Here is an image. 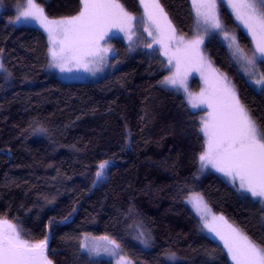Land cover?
I'll return each instance as SVG.
<instances>
[{"label":"trees","instance_id":"16d2710c","mask_svg":"<svg viewBox=\"0 0 264 264\" xmlns=\"http://www.w3.org/2000/svg\"><path fill=\"white\" fill-rule=\"evenodd\" d=\"M21 1L2 0L0 13V220L15 225L30 244L48 241L52 264H114L82 251L86 233L117 240L132 264H233L186 203L197 192L264 247V205L219 172L205 171V110L162 83L168 69L161 55L114 37L112 66L103 77L64 81L47 68L46 33L14 23ZM120 1L141 11L140 0ZM159 1L175 31L190 36L191 0ZM38 2L51 18L82 9L81 0ZM221 22L248 54L255 51L251 35L224 4ZM206 53L264 131V86L257 90L240 72L219 32L208 38ZM260 66L264 72V62ZM141 225L148 248L136 238Z\"/></svg>","mask_w":264,"mask_h":264},{"label":"snow or ice","instance_id":"6c2138e0","mask_svg":"<svg viewBox=\"0 0 264 264\" xmlns=\"http://www.w3.org/2000/svg\"><path fill=\"white\" fill-rule=\"evenodd\" d=\"M229 2L236 18L252 35L255 51L251 56L239 45L235 36L224 30L217 12L216 0H193V7L196 10L198 24L206 26L205 32L209 28L220 30L225 39L230 41L232 55L245 65V72H250L255 69L257 55L264 62V0ZM81 3L82 10L77 16L50 20L35 0H27L26 6L16 17L17 20L21 17L36 20L45 28L53 43L50 49L53 65L61 71H65L66 65L70 64L91 71L89 64L102 61L104 58L102 53L109 51L108 48H101L100 41L113 27L126 32L129 39L132 36L135 17L127 12L118 0H81ZM140 3L144 5L148 20L155 28L156 35L153 36V41L161 45L164 55L168 56L169 64H172L174 59L176 61L175 71L162 81L163 84L182 87L187 92L186 78L191 68L199 71L201 75H204L206 70L212 74L211 84L208 78H205V83L209 84L208 88L196 96L188 93L193 108L204 106L209 109L200 129L207 137L206 150L200 156L202 166L211 165L229 177L233 184L238 182L240 190L250 193L264 204V131L257 127L227 78L211 69L203 57L200 51L203 38L199 34L190 41H185L182 36L177 37L158 0H151V3L140 0ZM149 35H152L151 31ZM2 68L3 65H0V69ZM67 70L72 69L68 67ZM255 84L264 86V72L259 73ZM107 164L105 161L99 165L97 177L103 175ZM189 202L205 219V227L223 241L235 264H264V247L258 246L231 225H227V231L214 227L213 224L217 220L224 221L223 217L212 216L211 222L208 221L211 213L202 195L193 194L189 197ZM109 243L113 249L119 248L114 240ZM46 250V240L30 244L20 239L15 225L6 220L0 222V264H52ZM175 259L174 254L168 256L171 262Z\"/></svg>","mask_w":264,"mask_h":264},{"label":"rangeland","instance_id":"374dc122","mask_svg":"<svg viewBox=\"0 0 264 264\" xmlns=\"http://www.w3.org/2000/svg\"><path fill=\"white\" fill-rule=\"evenodd\" d=\"M35 2L38 3L41 8H43L44 14L50 20H61V19L71 18V17L77 16L80 13L79 12L78 14L73 15V16H62V17L51 18V17H49L46 14V11H45V8L43 7V5H41L38 2V0H35ZM118 2L124 6V8H125V10L127 12H129L132 16L135 17V20L133 21L131 39H129V36L126 34V32L121 31V30H119L116 27L111 28V30L107 33L105 38L100 41L101 48H108L109 51L106 52V53H102V55L104 57L102 61H97L96 63H90L89 64V68L92 69L91 71H87L83 67H78L75 64L66 65V70L65 71H61L60 68L55 67L53 65V60H52L51 53H50V49L53 47V43H52V40L49 38V33L45 30V28L42 27L38 21L33 20V19H24L23 17H21L20 20L16 19L17 15L19 14V11L22 10V8L26 6L27 0H22L20 2V4L17 6V8L15 9V16H13V21L17 25H27V26L38 27V28H40L41 30H43L46 33L47 38H48V43H49V63L47 65L48 66L47 68H48L49 71L55 72L57 74V76L60 79L64 80V81H69V82L70 81L71 82L72 81H91V80H97V79L103 77L110 70V68L112 66V57H113V54H114V47H113L112 43L110 42V39H112L114 37L122 38V39H124L126 41H129L131 46H133L134 48H136L137 45H141L144 48L148 47L149 49H152V50L156 51V53L161 55V57L164 59V63L166 65L167 69H168V73H167L166 77L170 76L172 74V72L175 71L174 65H175L176 61L174 59L172 61V64H169L168 63V56L164 55V52H163V50L161 48V45L158 44V43H155L153 41V36L156 35V31H155V28L150 24V22L148 20V15H147V12L145 11L144 5L141 4L142 8H141L140 12H135V11L131 10L130 8H128L125 5V3L121 2L120 0H118ZM147 2L151 3V0H147ZM158 3L160 4V6L162 8V5H161L159 0H158ZM191 3H192V7H193V0H191ZM216 4H217V12L219 14L220 20H221V5L224 4L232 12L233 16L238 21V23L249 33L248 29L241 23L240 20H238L236 18V14H235L234 10L232 9V7L230 6L229 0H216ZM3 7L4 6H3V3H2V0H0V13L3 11ZM193 9H194V14H195V23H194V29H193L192 34L190 36H182V35H180L179 33H177L175 31V35L177 37H181L182 36L185 41H190V40L195 39L197 37V35L199 34L203 38V43L200 46V51H201L203 57L208 62V64L210 65L211 69H215L217 71L215 66L207 59L206 42H207L208 38H210V36L214 32H217V33L219 32V37H220L221 41L227 47L232 60L237 65V67L239 68L240 72L246 77V79L252 84L253 87H255L257 90L262 89L263 86L255 84V80L259 78V73L262 72L261 71V66H260L261 59L259 58V56L257 55V63L255 65V69L250 71V72H245V70H244L245 65L242 64L236 57H234L232 55L233 49L229 47L230 41L225 39L223 33L220 30H215V29H210L209 28L208 31L205 32V27L206 26H204L202 24H198V18L196 16V10H195L194 7H193ZM149 11H154V10L153 9H149ZM164 13L166 14L165 11H164ZM166 16H167V20L170 21V19H169L167 14H166ZM171 25H172V23H171ZM149 31L152 32V35H149ZM227 32L230 35L235 36L236 41L240 45V42H239L237 34L233 33V32H229V31H227ZM251 37H252V35H251ZM148 45H151V46L149 47ZM172 51L174 52L175 49L173 48ZM248 55L251 56L252 54L250 53ZM0 65H4L3 64V56H2L1 53H0ZM68 67H70L72 70L68 71L67 70ZM249 67L251 68V66H249ZM3 68H4V66H3ZM2 69H0V70H2ZM218 73L219 72L217 71V74ZM206 77L209 80V84H211L212 83V74H211L210 71L206 70L205 74L201 75V73L199 71H196L194 68H191L189 70L187 78H186L187 92L182 87H176V88L179 89L180 91H182L186 95L187 99L189 100L188 93H191L193 96H196L199 93H201L202 91H204L206 88L209 87V84L205 83V78ZM195 78L198 79V83H199V89L198 90H193V82H194ZM229 82H230V86L234 88L233 83L231 81H229ZM234 90H235V88H234ZM235 92H236V90H235ZM200 108L205 110V119H206L209 109H207L204 106H201ZM195 109H197V108H195ZM203 168L205 169V171L212 170V171L218 172L211 165H208L207 167H203ZM219 173L222 174L225 178H227L228 180L231 181V179L229 177L225 176L221 172H219ZM236 186L238 187V182L236 183ZM240 191H242L243 193L248 194L249 196H251L250 193H247V192H245L243 190H240ZM193 194H200V193H197V192L190 193L187 196V198H186V203L193 210V212L195 213V215L199 219V225H200L201 231L203 233H205L206 235H208V236H210V237H212L214 239H217V240H219L220 242L223 243V241H221L219 239V237H217L215 235V233L209 231V229L207 227H205V219L201 217V215L193 207L192 203L189 202V197H191ZM252 198H254V197H252ZM254 199L259 200L258 198H254ZM204 202L207 204L208 208L210 209V213L211 214L208 216V221L209 222H211L212 216L223 217L224 218V221L217 220L216 222H214V224H213L214 227L218 228L221 231H227V225H231L232 227L237 228L238 230L243 232L242 229L239 226L235 225L230 220H228V218L224 214L215 211L207 203L205 198H204ZM225 221H226V223H225ZM140 228L142 230L138 229V231L139 232L142 231V232H141L140 236L137 235L136 238L142 243V245L144 247L148 248L150 246V242H148L149 241L148 231L146 232L145 229L142 227V225L140 226ZM245 235H247V234H245ZM104 237H107L108 239L105 240V239H103ZM20 239L26 241L25 239L21 238V236H20ZM113 240L119 245V248L113 249V246L109 243V241H113ZM85 245H87V247H85ZM81 248H82V251L85 252L91 259H109V260L113 261L114 264H132V261L123 254L121 246L117 242V240H115V239H113L111 237H108V236L93 235V234H88V233L83 234V236L81 238ZM231 261H232L233 264H235V262L232 259H231Z\"/></svg>","mask_w":264,"mask_h":264},{"label":"water","instance_id":"95a60500","mask_svg":"<svg viewBox=\"0 0 264 264\" xmlns=\"http://www.w3.org/2000/svg\"><path fill=\"white\" fill-rule=\"evenodd\" d=\"M0 222H2V221L0 220ZM48 246H49V242L47 241V248H48ZM46 253H47V250H46Z\"/></svg>","mask_w":264,"mask_h":264}]
</instances>
